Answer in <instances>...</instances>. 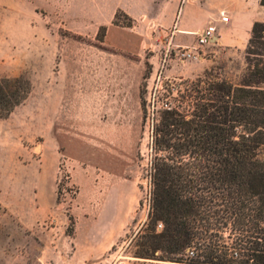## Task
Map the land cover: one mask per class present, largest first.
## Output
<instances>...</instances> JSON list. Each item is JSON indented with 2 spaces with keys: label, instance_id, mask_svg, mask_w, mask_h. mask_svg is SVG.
I'll list each match as a JSON object with an SVG mask.
<instances>
[{
  "label": "rangeland",
  "instance_id": "obj_1",
  "mask_svg": "<svg viewBox=\"0 0 264 264\" xmlns=\"http://www.w3.org/2000/svg\"><path fill=\"white\" fill-rule=\"evenodd\" d=\"M112 4L0 0V78L24 76L32 85L0 119V264H201L189 255L202 253L198 239L176 255L183 263L160 251L137 254L151 227L164 230L149 218L152 135L167 104L181 101L183 82L208 74L243 83L247 49L211 47L205 61L182 64L150 47L159 40L147 19L140 43L127 29L107 43ZM117 23L109 25L127 28L128 19ZM217 233L232 246L230 227Z\"/></svg>",
  "mask_w": 264,
  "mask_h": 264
},
{
  "label": "trees",
  "instance_id": "obj_2",
  "mask_svg": "<svg viewBox=\"0 0 264 264\" xmlns=\"http://www.w3.org/2000/svg\"><path fill=\"white\" fill-rule=\"evenodd\" d=\"M120 15L128 19L124 27H133L123 11L116 13L115 25ZM246 62L248 75L240 85L208 74L185 81L176 91L188 107L167 104L160 114L152 135L149 218L164 230L156 234L150 228L140 257L152 259L160 251L163 259L183 263L176 255L198 239L205 241L197 254L201 264H229L231 249L246 258L244 264H264L263 22L253 26ZM31 92L24 76L0 78V119ZM227 227L234 236L231 247L217 233Z\"/></svg>",
  "mask_w": 264,
  "mask_h": 264
},
{
  "label": "crops",
  "instance_id": "obj_3",
  "mask_svg": "<svg viewBox=\"0 0 264 264\" xmlns=\"http://www.w3.org/2000/svg\"><path fill=\"white\" fill-rule=\"evenodd\" d=\"M111 1L113 3L111 12L103 20L108 27L107 43L111 37H118L121 31L126 29L131 31L129 40L133 43H140L144 40V29L142 30L141 22L147 19L152 29V38L159 40L157 45H150V47H154L165 57L169 46L163 42V37L170 35V44L173 45L192 46L196 42L197 35L210 24L217 30L215 43L212 46L214 50L244 52L248 48L254 24L264 23V6L261 0ZM118 11H123L128 15L134 21V26L119 28L113 24L109 25ZM221 14L228 16L229 21L222 22ZM153 31L156 35H153ZM124 46L127 45L124 44Z\"/></svg>",
  "mask_w": 264,
  "mask_h": 264
},
{
  "label": "built area",
  "instance_id": "obj_4",
  "mask_svg": "<svg viewBox=\"0 0 264 264\" xmlns=\"http://www.w3.org/2000/svg\"><path fill=\"white\" fill-rule=\"evenodd\" d=\"M221 21L228 22L229 17L221 14ZM216 27L210 24L207 28H205L202 32L197 35L196 42L192 46H181V45H173L169 44V48L167 49V56L171 59L174 54V60L185 64L188 62H199L205 61L206 58L210 55V48L215 43L216 38ZM162 228V225H159V229ZM189 255L192 258H196L197 254L195 251H190ZM233 258L238 259L239 254L235 253Z\"/></svg>",
  "mask_w": 264,
  "mask_h": 264
}]
</instances>
